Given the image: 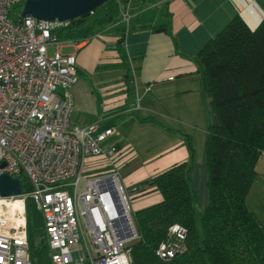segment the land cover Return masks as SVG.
<instances>
[{
	"label": "built area",
	"instance_id": "obj_1",
	"mask_svg": "<svg viewBox=\"0 0 264 264\" xmlns=\"http://www.w3.org/2000/svg\"><path fill=\"white\" fill-rule=\"evenodd\" d=\"M23 2L0 0V174L24 176L30 189L0 195V264H32L28 199L42 213L52 264H131L138 234L130 204L140 191L118 174L116 128L73 120L76 58L61 51L58 35L72 19L21 17L14 7ZM119 13L128 23V6L119 3ZM185 237L171 224L156 256L181 254Z\"/></svg>",
	"mask_w": 264,
	"mask_h": 264
},
{
	"label": "crops",
	"instance_id": "obj_2",
	"mask_svg": "<svg viewBox=\"0 0 264 264\" xmlns=\"http://www.w3.org/2000/svg\"><path fill=\"white\" fill-rule=\"evenodd\" d=\"M126 6L128 23L119 15L94 30L106 22L104 16L59 36L61 51H74L76 58L73 120L85 124L98 119L101 126L116 128L111 139L121 151L120 179L126 186L145 188L131 199L133 212L162 199L141 182L192 154L188 175L200 213L208 201L209 98L202 89L204 69L197 54L235 15L255 29L264 19V0H128ZM160 27L166 30H155Z\"/></svg>",
	"mask_w": 264,
	"mask_h": 264
},
{
	"label": "trees",
	"instance_id": "obj_3",
	"mask_svg": "<svg viewBox=\"0 0 264 264\" xmlns=\"http://www.w3.org/2000/svg\"><path fill=\"white\" fill-rule=\"evenodd\" d=\"M127 2L119 0L124 6ZM107 12L103 3L88 16L72 19L67 30L91 25L106 16L104 24L93 27L105 28L120 15ZM132 27L130 24L127 32ZM160 29L166 30L155 28ZM123 41L124 34L117 40L119 52ZM197 57L204 69L202 89L209 98L207 205L197 213L188 175L192 154L187 161L141 182V187H153L162 199L133 212L138 239L130 246L131 264H264V225L245 203L257 176L255 167L264 154V19L250 29L235 15L202 46ZM126 80L132 81L128 73ZM20 181L27 192L30 184L24 176ZM173 223L186 229L185 249L161 260L155 249ZM27 238L29 253L46 248L43 228L33 230L27 223Z\"/></svg>",
	"mask_w": 264,
	"mask_h": 264
},
{
	"label": "water",
	"instance_id": "obj_4",
	"mask_svg": "<svg viewBox=\"0 0 264 264\" xmlns=\"http://www.w3.org/2000/svg\"><path fill=\"white\" fill-rule=\"evenodd\" d=\"M106 0H24L20 16L37 19L59 20L83 18ZM0 166H4L2 162ZM22 184L18 178L7 173L0 174V195L20 194Z\"/></svg>",
	"mask_w": 264,
	"mask_h": 264
},
{
	"label": "rangeland",
	"instance_id": "obj_5",
	"mask_svg": "<svg viewBox=\"0 0 264 264\" xmlns=\"http://www.w3.org/2000/svg\"><path fill=\"white\" fill-rule=\"evenodd\" d=\"M105 8L110 13H116L118 9L116 0H106L104 2ZM124 6V5H122ZM16 13L20 12V8L14 7ZM257 171V176L252 183L251 189L246 197V206L247 208L254 212L258 219L264 225V154L259 158L257 165L255 167ZM131 211L133 212L132 201L130 204ZM26 216L28 226L33 230H42L43 227V217L40 210L37 208L36 204L28 199L26 202ZM31 263L32 264H50L49 252L45 248L43 250L36 251V254L31 252ZM34 254V255H33ZM74 264V263H73Z\"/></svg>",
	"mask_w": 264,
	"mask_h": 264
}]
</instances>
